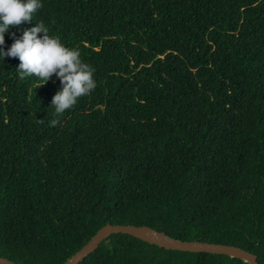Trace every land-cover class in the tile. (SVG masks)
<instances>
[{
	"label": "trees",
	"instance_id": "trees-1",
	"mask_svg": "<svg viewBox=\"0 0 264 264\" xmlns=\"http://www.w3.org/2000/svg\"><path fill=\"white\" fill-rule=\"evenodd\" d=\"M39 2L3 50L43 23L96 88L56 115L59 77L0 56V256L64 264L110 224L264 264V0ZM79 264L247 263L112 234Z\"/></svg>",
	"mask_w": 264,
	"mask_h": 264
},
{
	"label": "clouds",
	"instance_id": "clouds-1",
	"mask_svg": "<svg viewBox=\"0 0 264 264\" xmlns=\"http://www.w3.org/2000/svg\"><path fill=\"white\" fill-rule=\"evenodd\" d=\"M41 7L39 0H0V56L20 60L16 70L21 79L36 77L44 86L54 74L57 75L63 88L54 96L51 108L59 115L72 109L78 98L96 88L95 69L82 62L78 50L65 47L58 38L49 36V29L43 23L24 31L22 38L15 40L8 51L3 50L5 33L14 26L30 23ZM42 121L37 119L38 123ZM57 123L58 120L53 119L51 126Z\"/></svg>",
	"mask_w": 264,
	"mask_h": 264
},
{
	"label": "water",
	"instance_id": "water-1",
	"mask_svg": "<svg viewBox=\"0 0 264 264\" xmlns=\"http://www.w3.org/2000/svg\"><path fill=\"white\" fill-rule=\"evenodd\" d=\"M112 234L128 235L149 245H154L165 250L224 255L229 258L239 259L247 264H258L254 254L240 247L208 242L180 241L146 226L110 224L101 227L90 240L64 264H79L89 254L93 253L102 242H106L108 237ZM0 264L15 263L0 256Z\"/></svg>",
	"mask_w": 264,
	"mask_h": 264
}]
</instances>
